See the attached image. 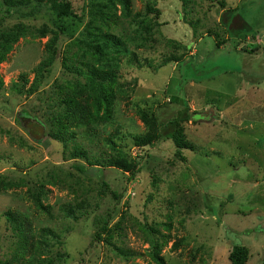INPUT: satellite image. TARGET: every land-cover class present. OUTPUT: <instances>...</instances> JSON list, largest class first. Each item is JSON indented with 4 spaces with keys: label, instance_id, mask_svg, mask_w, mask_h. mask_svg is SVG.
<instances>
[{
    "label": "rangeland",
    "instance_id": "1",
    "mask_svg": "<svg viewBox=\"0 0 264 264\" xmlns=\"http://www.w3.org/2000/svg\"><path fill=\"white\" fill-rule=\"evenodd\" d=\"M70 1L82 19L65 20L57 60L38 93L21 95L12 86L21 83L23 74L32 83L51 35L21 39L0 68L5 83L0 90V176L21 183L0 191V262L11 259L19 244L6 219L12 211L27 215L36 232L48 228L61 236L46 249L57 264H157L149 239L164 241L166 236L170 242L162 256L167 264H231L234 243L249 248L247 264H264V0H191L186 8L180 0H133L135 13L149 2L161 13L147 17L158 25L142 41L145 46L138 41L130 45L139 51L143 67L121 59V81L133 92L117 104L114 123L106 128L107 134L125 135L122 143L131 147L141 168L134 179L115 167H88L82 173L78 167L87 166L86 161L71 158V143L46 136L51 128L46 97L57 82L70 78L63 68L64 52L89 20L92 0ZM7 8L0 0L3 26L24 23L58 30L61 25L48 7L36 2L9 14ZM118 33L134 36L136 29L120 24ZM172 53L185 62L163 65ZM139 108L153 112L165 134L173 131L174 121L190 118L181 123L194 146L181 151L186 161L172 140L133 146L132 136L146 131ZM25 111L45 122V129L33 128L36 138L45 136L43 142H35L23 128L34 127L31 121H19ZM80 141L94 155L90 143ZM103 183L110 186L105 196ZM41 186L47 211H39L29 196ZM83 198L90 214L77 222L66 217L63 208ZM107 215L111 224L120 222L114 244L131 257L105 242H93L92 220ZM176 241L182 247L175 250Z\"/></svg>",
    "mask_w": 264,
    "mask_h": 264
},
{
    "label": "trees",
    "instance_id": "2",
    "mask_svg": "<svg viewBox=\"0 0 264 264\" xmlns=\"http://www.w3.org/2000/svg\"><path fill=\"white\" fill-rule=\"evenodd\" d=\"M183 5L188 7L191 0H180ZM40 7H48L53 14L60 20L61 25L58 30L43 25L41 28H31L24 23H16L13 26H3V17H0V68L7 61L12 53L14 46L27 37L45 38L51 35L45 46V57L43 61L34 70L35 77L32 83L27 74L20 76L21 83H14L12 89L14 92L32 96L38 93L43 86V82L52 71L59 52V40L66 29L65 20L69 18L82 19L77 16L70 0H3L7 6L6 13L11 9L27 7L32 3ZM88 12V22L84 32L71 42L64 52L63 68L70 78H66L63 83H56L52 94L46 97L51 108V115L46 120L51 124L47 132L48 137L55 141L62 142L66 146L71 143L72 149L70 156L72 159L85 160L87 166H80L78 170L82 173H88L89 168L93 167H115L134 179L140 173L139 163L131 156V147L122 143L125 135L116 131L114 134H107L106 128L114 123L116 107L119 102H125L133 92V87L127 82L121 81V59L130 60L132 65L136 64L143 67L139 60L138 52L131 49L130 45L138 41V46H145L142 41L148 40L154 32L153 24L148 23L147 17L151 14L160 16L159 10H156L153 4L147 3L145 10L141 13L134 12L133 0H92ZM37 8V7H36ZM38 9V8H37ZM133 25L136 29L134 36L120 34V24ZM195 36V32H194ZM218 47L222 43L217 42ZM185 58L172 53L164 59L163 65L169 63L185 62ZM162 65V66H163ZM30 84V85H29ZM5 87L2 74L0 73V90ZM138 116L146 126L144 133L132 136L133 146L144 148L153 146L160 140H172L183 161L185 157L181 154L183 150H194L185 134L182 122L190 120L184 117L181 120L173 122V131L165 134L158 117L149 110L139 108ZM28 120L33 123L32 128L24 126L23 128L33 138L35 142H43L45 136L36 138L38 133L35 129L40 127L45 129L46 124L40 118L32 115L30 112H21L19 121ZM80 140H86L92 146V152L84 148ZM96 149V150H95ZM21 183L6 180L0 176V191L7 192L17 187ZM44 186L34 191H29V196L35 207L39 211H47L48 208L43 203L46 197ZM103 196L110 193V186L103 183L101 186ZM113 195L117 198L116 194ZM89 202L86 198L77 201L76 204H69L63 208L66 217L76 222L81 217L90 213ZM6 219L11 224L12 229L19 235V244L17 251L11 259L0 262V264H57L52 257H47V248L52 239L59 240L61 236L48 228L40 229L38 232L32 228L31 221L27 215L9 211L6 213ZM111 216H96L93 223L95 226L93 242H105L113 251L119 252L127 259L131 254L123 252L114 244L115 231L119 228V223L111 224ZM151 258L157 264H167L162 249L170 242V237L166 236L164 241L160 237L150 238ZM182 247L180 241H176L173 249ZM200 249V248H199ZM197 249L191 254V263L197 259L200 250ZM128 253V254H127ZM248 247L234 243L229 255L231 264H247L250 257ZM61 254L56 256L60 260Z\"/></svg>",
    "mask_w": 264,
    "mask_h": 264
},
{
    "label": "crops",
    "instance_id": "3",
    "mask_svg": "<svg viewBox=\"0 0 264 264\" xmlns=\"http://www.w3.org/2000/svg\"><path fill=\"white\" fill-rule=\"evenodd\" d=\"M237 8V7H236ZM226 11H228V10H226Z\"/></svg>",
    "mask_w": 264,
    "mask_h": 264
}]
</instances>
